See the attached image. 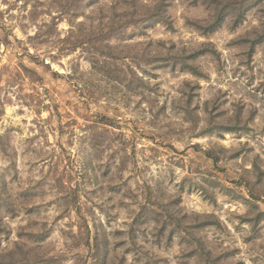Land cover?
<instances>
[{
	"label": "rangeland",
	"instance_id": "obj_1",
	"mask_svg": "<svg viewBox=\"0 0 264 264\" xmlns=\"http://www.w3.org/2000/svg\"><path fill=\"white\" fill-rule=\"evenodd\" d=\"M0 264H264V0H0Z\"/></svg>",
	"mask_w": 264,
	"mask_h": 264
},
{
	"label": "trees",
	"instance_id": "obj_2",
	"mask_svg": "<svg viewBox=\"0 0 264 264\" xmlns=\"http://www.w3.org/2000/svg\"><path fill=\"white\" fill-rule=\"evenodd\" d=\"M155 9H157L156 10V12H151V10H150V12L148 11V12H146L145 14H144V17H142L140 20H139V22H146V21H148V20H154V22L155 23H162V24H166V14H165V11H163L164 10V6H163V4H161V3H156L155 4ZM143 8H147V7H144L143 6ZM147 11V10H146ZM168 24V23H167Z\"/></svg>",
	"mask_w": 264,
	"mask_h": 264
}]
</instances>
